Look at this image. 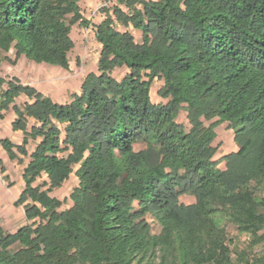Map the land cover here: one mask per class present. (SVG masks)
<instances>
[{
    "label": "trees",
    "instance_id": "obj_1",
    "mask_svg": "<svg viewBox=\"0 0 264 264\" xmlns=\"http://www.w3.org/2000/svg\"><path fill=\"white\" fill-rule=\"evenodd\" d=\"M81 1L0 0V66L15 49L12 63L69 69L73 25L92 24ZM117 1L92 25L97 71L69 101L0 75V117L12 109L23 133L0 144L29 158L14 202L29 222L9 232L0 220V264H264L234 260L227 235L231 224L264 243V0ZM155 79L165 101L152 100ZM224 122L237 149L215 158ZM74 165L63 208L51 192Z\"/></svg>",
    "mask_w": 264,
    "mask_h": 264
},
{
    "label": "rangeland",
    "instance_id": "obj_2",
    "mask_svg": "<svg viewBox=\"0 0 264 264\" xmlns=\"http://www.w3.org/2000/svg\"><path fill=\"white\" fill-rule=\"evenodd\" d=\"M117 3V0L81 1V12L92 24L88 27L80 26L78 23L73 25L72 37L75 41V47L70 53L69 69L50 64L36 63L25 57H20L16 63H12L11 60L16 58V54L15 49H11L5 53L10 60L3 59L0 66V75L7 78L18 77L23 83L35 86L44 95L56 102L64 103L69 101L72 93L81 92V85L85 76L90 71H97L100 44L95 38L92 25L98 23L103 18V7H109ZM130 29L137 40H140V31L133 27H130ZM127 70L126 67L117 68L113 75L116 78H121ZM162 83V80L155 79L151 87V97L155 103L165 101L159 95ZM27 99L26 96H21L20 98L18 97L17 101L22 103ZM3 114L4 116L0 117V138H10L15 143H21L23 138L22 131H15L12 128V121L15 118L13 110L4 111ZM178 121L188 126L185 111H181ZM205 122L206 124L210 123V121ZM216 131L217 136L214 145L218 147V150L215 158H220L225 153L235 150L236 144L234 141V131L229 128L227 122L220 124ZM36 143L37 141L33 140L28 145V150L32 151ZM143 146V144H136L135 148L140 149ZM0 159L3 160L7 168L5 173H2L0 169V220L6 231L14 232L29 222L25 216L23 205L16 206L14 204L24 187V166L29 158L25 157L23 162H19L17 159L11 160L0 144ZM77 167L78 165H74V170L69 179L60 188L51 192L52 196H56L64 201L63 208L71 204L70 193L78 184V178L75 174ZM220 167L224 168L225 163L221 162ZM6 175L8 178H6ZM38 182H42V178ZM182 200L190 203L193 201V198L185 195L182 197ZM149 220H152L151 217H149ZM153 231H158V226L153 225ZM227 235L230 247L234 250L233 259L236 261L239 259V253L242 251H245V254L249 255L252 259L264 253V243L252 247L248 234L242 233L234 225H227Z\"/></svg>",
    "mask_w": 264,
    "mask_h": 264
},
{
    "label": "crops",
    "instance_id": "obj_3",
    "mask_svg": "<svg viewBox=\"0 0 264 264\" xmlns=\"http://www.w3.org/2000/svg\"><path fill=\"white\" fill-rule=\"evenodd\" d=\"M100 47H101V45H100ZM23 57V56H22ZM22 96H24V95H22ZM21 97V96H20ZM19 97V98H20ZM18 99V98H17ZM237 149V147L235 148V150ZM192 198H193V201L192 202H194L195 201V198L193 197V196H191ZM191 203V202H190Z\"/></svg>",
    "mask_w": 264,
    "mask_h": 264
}]
</instances>
